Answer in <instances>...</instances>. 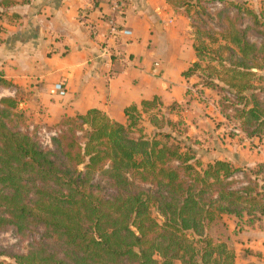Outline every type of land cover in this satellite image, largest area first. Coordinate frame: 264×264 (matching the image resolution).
<instances>
[{
    "label": "trees",
    "instance_id": "16d2710c",
    "mask_svg": "<svg viewBox=\"0 0 264 264\" xmlns=\"http://www.w3.org/2000/svg\"><path fill=\"white\" fill-rule=\"evenodd\" d=\"M166 1L195 36L198 62L183 76L199 79L197 96L221 93L224 120L264 140V11L248 0ZM16 108L0 99V233L39 237L25 253H0L13 264H235L223 217L236 230L264 217V161L203 164L156 99L125 108V123L98 109L63 117L48 150Z\"/></svg>",
    "mask_w": 264,
    "mask_h": 264
},
{
    "label": "crops",
    "instance_id": "0c3cea01",
    "mask_svg": "<svg viewBox=\"0 0 264 264\" xmlns=\"http://www.w3.org/2000/svg\"><path fill=\"white\" fill-rule=\"evenodd\" d=\"M115 3L116 0H0V76L12 85L0 88V99L17 101L16 111L25 117L27 130L38 126L53 130L61 118L90 109L125 123V108L135 105L141 111L143 101L156 99L169 119L183 123L189 139L194 134L201 147L206 140L211 142L213 152L204 157L206 163H233L229 151L218 150L221 128L209 119L216 116L213 120L225 121L217 104L204 109L194 100L212 91L204 89L198 97L187 93V88L197 86L199 81L196 76H183L198 62L189 20L166 0H122L119 9ZM82 12L87 15L84 21L79 18ZM109 18L131 35H120L116 41L108 38ZM105 46L117 57L103 52ZM59 82L63 83V96L54 89ZM177 104L182 111L173 110ZM144 127L149 133L151 127L146 119ZM262 156L257 164L264 161V153ZM252 165L256 163L245 166ZM226 218L234 222V228L235 218L223 217ZM262 221L264 217L253 224L245 222L246 229L253 231ZM243 241L245 244L240 241L239 245L249 253L241 261L264 264V230L253 231Z\"/></svg>",
    "mask_w": 264,
    "mask_h": 264
},
{
    "label": "rangeland",
    "instance_id": "374dc122",
    "mask_svg": "<svg viewBox=\"0 0 264 264\" xmlns=\"http://www.w3.org/2000/svg\"><path fill=\"white\" fill-rule=\"evenodd\" d=\"M250 6L254 7L257 11L261 10L264 11V0H249ZM251 41H256L257 39L254 36H251ZM193 90L197 89V86L192 84L191 86ZM194 92L190 93L192 96ZM197 94V93H196ZM204 97L194 98L196 101V104L201 105L202 108L208 109L209 105L211 104H217L220 102V99L222 97V94H217L216 92H208L206 94H203ZM228 95V94H227ZM198 97V96H197ZM194 102L193 100H191ZM192 102H190L189 107L190 109H193L191 107ZM189 109V108H188ZM173 110L176 112L182 111V106L179 104L173 106ZM216 117V116H214ZM209 118L210 121L215 125L216 127L221 128V132L219 134V149H224V151H229L232 154V162L234 166L239 168L246 167L245 165L256 163L257 161L261 160L263 158L262 153H264V140L258 141H249V139L245 138V136L241 133H236L233 131V126L226 121L219 122L216 120H213V118ZM222 125V126H221ZM148 129V128H147ZM190 142L193 149L197 152L199 157L204 158L209 153H212L213 148L210 146L211 142L209 140H206V145L202 146V143L198 140H196V136L194 134L190 136ZM200 144V145H199ZM227 144V145H226ZM203 163H206V159H202ZM255 166H248L249 169L254 168ZM247 168V167H246ZM156 216L155 214H153ZM225 223L223 222L224 226H227L229 228V231L232 234V238L235 242H238L237 245L234 246L236 258L238 261V264H244V262L241 261V258L243 255H246L249 253V249L243 248V246L239 245L242 243V245L245 244V242H242V239L247 238L251 234H253V231L258 232L261 230H264V222L262 221L258 227L254 228L253 231L246 229L245 221L242 220L239 223V228L236 230L233 228L234 222L231 221L229 218L224 219ZM252 232V233H251ZM225 231L223 226H217L213 231L212 234L217 236L218 238L222 239V236L224 235ZM39 235L36 232H28L25 236L20 237L18 236L15 231L10 228L9 230L0 233V253L2 251H8L11 253L19 252V253H25L27 250V246H29L34 241H37ZM241 241V242H240ZM240 242V243H239ZM0 260L5 261V263L13 264L12 261H10L7 258L0 257ZM256 262H248L247 264H263L257 260H254Z\"/></svg>",
    "mask_w": 264,
    "mask_h": 264
},
{
    "label": "built area",
    "instance_id": "2783aa9c",
    "mask_svg": "<svg viewBox=\"0 0 264 264\" xmlns=\"http://www.w3.org/2000/svg\"><path fill=\"white\" fill-rule=\"evenodd\" d=\"M121 4H122V0H116L115 8L119 9L121 7ZM86 16H87L86 13L82 12L80 13L79 18L82 21H84L86 19ZM107 24H108V38H112L116 41V40H119L120 35H126V36L131 35V32L129 30L120 29L114 18H109ZM103 52L109 55H112V56L115 55L117 57L115 52L112 53L113 51L107 48L106 46H105V49H103ZM157 66H158V63H155L154 68H156ZM54 89L61 96L65 94L63 83L61 82L55 84ZM187 91L190 93L194 92V94L197 93L196 90H193L192 87H188ZM233 131L236 133H239V131L234 128H233ZM28 132L34 136V138L39 142L40 146L43 149H47V150L52 148V138L55 137L57 134L55 129L51 130L44 126L30 127L28 128Z\"/></svg>",
    "mask_w": 264,
    "mask_h": 264
}]
</instances>
